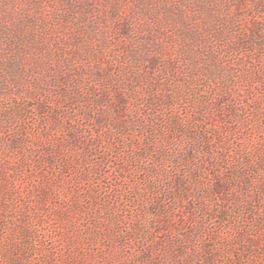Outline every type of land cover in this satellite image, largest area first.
Masks as SVG:
<instances>
[{"label": "rangeland", "instance_id": "obj_1", "mask_svg": "<svg viewBox=\"0 0 264 264\" xmlns=\"http://www.w3.org/2000/svg\"><path fill=\"white\" fill-rule=\"evenodd\" d=\"M0 264H264V0H0Z\"/></svg>", "mask_w": 264, "mask_h": 264}]
</instances>
